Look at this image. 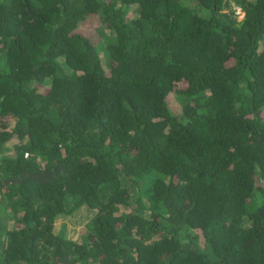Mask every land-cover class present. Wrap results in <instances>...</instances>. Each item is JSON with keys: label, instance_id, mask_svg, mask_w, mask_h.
Wrapping results in <instances>:
<instances>
[{"label": "trees", "instance_id": "trees-1", "mask_svg": "<svg viewBox=\"0 0 264 264\" xmlns=\"http://www.w3.org/2000/svg\"><path fill=\"white\" fill-rule=\"evenodd\" d=\"M0 264H264V0H0Z\"/></svg>", "mask_w": 264, "mask_h": 264}, {"label": "rangeland", "instance_id": "rangeland-1", "mask_svg": "<svg viewBox=\"0 0 264 264\" xmlns=\"http://www.w3.org/2000/svg\"><path fill=\"white\" fill-rule=\"evenodd\" d=\"M238 20H241V15L238 16ZM168 104L171 108H177L178 104L173 99H168ZM89 216L88 212L84 209L78 210L74 215L60 218L55 224V232L59 230L62 225H65L67 229V236L71 240H76L81 235L86 225L89 223L86 220V216ZM85 216V217H84Z\"/></svg>", "mask_w": 264, "mask_h": 264}, {"label": "clouds", "instance_id": "clouds-1", "mask_svg": "<svg viewBox=\"0 0 264 264\" xmlns=\"http://www.w3.org/2000/svg\"><path fill=\"white\" fill-rule=\"evenodd\" d=\"M238 14L241 15V18H242L243 14L242 13H238Z\"/></svg>", "mask_w": 264, "mask_h": 264}]
</instances>
